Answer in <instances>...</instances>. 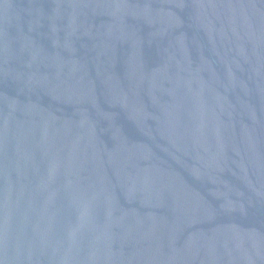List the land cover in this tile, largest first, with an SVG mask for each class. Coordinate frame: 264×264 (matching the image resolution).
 <instances>
[{
	"label": "water",
	"instance_id": "95a60500",
	"mask_svg": "<svg viewBox=\"0 0 264 264\" xmlns=\"http://www.w3.org/2000/svg\"><path fill=\"white\" fill-rule=\"evenodd\" d=\"M0 264H264V0H0Z\"/></svg>",
	"mask_w": 264,
	"mask_h": 264
}]
</instances>
